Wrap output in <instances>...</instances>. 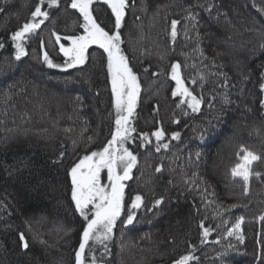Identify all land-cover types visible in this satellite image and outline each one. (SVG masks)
Listing matches in <instances>:
<instances>
[{"label": "trees", "instance_id": "16d2710c", "mask_svg": "<svg viewBox=\"0 0 264 264\" xmlns=\"http://www.w3.org/2000/svg\"><path fill=\"white\" fill-rule=\"evenodd\" d=\"M128 2L121 47L141 91L126 147L137 164L112 238L90 241L87 256L97 264H175L184 255L195 258L190 264H264V0ZM37 3L0 0V264H75L87 222L71 199L70 169L110 140L115 100L102 49L92 46L85 64L63 67L53 32L66 47L64 37L83 34L70 0L42 9L49 20L26 38L28 55L14 59L11 36ZM93 8L111 32V10ZM45 52L61 67L49 68ZM175 63L202 98L198 112L172 95ZM160 128L168 148L157 151L152 133ZM241 148L261 157L247 190L231 175ZM136 195L143 203L133 224L121 223Z\"/></svg>", "mask_w": 264, "mask_h": 264}, {"label": "snow or ice", "instance_id": "6c2138e0", "mask_svg": "<svg viewBox=\"0 0 264 264\" xmlns=\"http://www.w3.org/2000/svg\"><path fill=\"white\" fill-rule=\"evenodd\" d=\"M97 3L106 5L111 10L112 16H114V29L111 32L106 30L98 21L97 16L94 15L93 5ZM45 6L49 8L59 7V3L58 0H38L34 11L30 14V22L23 23L20 29L12 34L11 40L15 46V60L19 61L22 57L28 55L25 47L26 38H30L31 34L36 33L45 21L49 20V12L42 10ZM70 7L82 17L83 34L64 37V39L70 41V46L66 47L60 43L61 36L53 32L56 43L60 44V52L67 58L63 67L68 69L85 64L88 60V50L92 46L102 49V55L106 54L107 71L111 78V93L115 100V129L110 140L107 141L102 150L92 151L90 154L84 155L70 169L71 199L74 202L75 210L87 222L86 228L82 232V242L75 252V264H97L95 254L93 253L89 258L86 249L88 252L92 251L89 247L90 241L103 244L104 241L112 238L117 220L125 211V182L132 178V171L137 164V156L126 145L135 132L131 118L134 116L138 104L141 86L137 75L129 66L128 57L121 47L123 41L120 29L126 15V9L129 7L128 0H70ZM189 18L195 19L194 16ZM178 23L179 21L175 20L171 22L173 40L177 36ZM2 47L3 45L0 44V48ZM43 62L49 68L61 67L53 63L47 52L43 54ZM171 79L175 81V91L172 95L182 97L181 103H187V107L193 112H198L202 104V98H198L186 86L181 76V65L179 63H175L171 67ZM261 90L264 91V84L261 85ZM152 135L156 140L157 151H160L161 146L165 149L168 148L167 143L160 144L165 137L163 128L156 130ZM172 139H179V133H175ZM142 140L146 143L152 142L147 133L142 134ZM260 159V156L241 148L238 162L231 169L232 177H239L243 181L246 190L250 178L253 175H260L252 171L253 162ZM161 170L162 168H157V171ZM142 203V197L136 195L130 205L133 211L128 212L126 221H121V223L133 224L135 210H138ZM162 203L163 200L155 202L156 206ZM260 219L264 220V216ZM242 223L243 217L240 218L235 228L228 232V235L232 236L234 232H237ZM209 234L210 229H205L204 238L207 239ZM20 239L23 241L22 247L26 250L29 247L28 242L22 234ZM236 239L243 242V236L238 233ZM194 259L192 255H184L178 258L175 264H190Z\"/></svg>", "mask_w": 264, "mask_h": 264}, {"label": "rangeland", "instance_id": "374dc122", "mask_svg": "<svg viewBox=\"0 0 264 264\" xmlns=\"http://www.w3.org/2000/svg\"><path fill=\"white\" fill-rule=\"evenodd\" d=\"M139 83H140V81H139ZM131 120H132V123L134 122V120H133V117L131 118ZM102 175H104V174H102ZM126 183V182H125ZM127 186H126V188H125V195H126V190H127Z\"/></svg>", "mask_w": 264, "mask_h": 264}]
</instances>
